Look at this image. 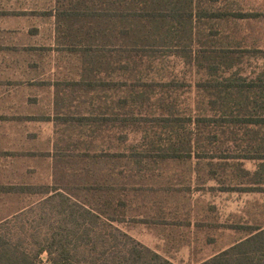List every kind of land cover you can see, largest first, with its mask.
Instances as JSON below:
<instances>
[{
    "label": "trees",
    "instance_id": "trees-1",
    "mask_svg": "<svg viewBox=\"0 0 264 264\" xmlns=\"http://www.w3.org/2000/svg\"><path fill=\"white\" fill-rule=\"evenodd\" d=\"M203 4L55 0L56 48L75 77L53 84L51 185L0 186L34 197L0 226L35 220L0 228V264H175L119 227L148 194L160 197L146 207L163 214L168 185L141 181L169 161L194 160L192 171L206 162L224 191L264 192V50L244 55L216 39L224 15ZM169 58L193 78L169 76ZM247 58L259 63L249 73ZM232 228L240 238L194 264H264V225Z\"/></svg>",
    "mask_w": 264,
    "mask_h": 264
},
{
    "label": "rangeland",
    "instance_id": "rangeland-1",
    "mask_svg": "<svg viewBox=\"0 0 264 264\" xmlns=\"http://www.w3.org/2000/svg\"><path fill=\"white\" fill-rule=\"evenodd\" d=\"M203 1L205 9L224 15L222 19L213 21L212 32L216 34V39L223 40L224 45L232 46L237 52L246 51L244 55L254 49L264 50V0ZM45 15L44 25L39 27L43 40L33 44L39 45V59L35 60L39 76L20 82L19 85L24 84V88L13 83L8 88L0 89V94L12 93L14 97L13 100L5 96L0 98V184L14 187L23 184L51 185L52 160L48 155L57 130L53 121L50 144L47 137L51 133L49 128L39 130L37 127L40 124L35 122L7 120L17 117L15 111L32 118L46 117L52 120L53 84L75 77L73 58L61 54L56 48L51 10L47 9ZM27 29L32 30V24ZM17 59L0 58V65L11 66L9 69L13 71L18 67ZM258 66L255 60L245 59L246 73ZM173 75L184 81L193 78V72L189 76L188 68H183L179 62L169 58V76ZM31 81L38 83L37 87H26ZM135 139L130 135L129 144L135 143ZM254 165L253 161L243 163L247 170H253ZM193 166L194 160L169 161L148 171L141 183L152 185L153 189H157L156 192L168 185V203L162 206L163 214H158L153 207H146L152 206V200L160 197L148 194L141 201H136L135 206L141 208L134 212V216L119 225L132 238L175 264H194L230 245L241 236L233 226L264 225V192L224 191L222 188L229 185L209 178L206 162L199 163L195 171H192ZM150 173L153 174L151 177ZM9 185L0 186L7 189ZM32 200L34 197L0 192V219L10 218L11 213ZM29 215V212L18 214L14 219L4 221L0 228L6 233L17 232L21 225L28 229L29 220L35 221Z\"/></svg>",
    "mask_w": 264,
    "mask_h": 264
},
{
    "label": "crops",
    "instance_id": "crops-1",
    "mask_svg": "<svg viewBox=\"0 0 264 264\" xmlns=\"http://www.w3.org/2000/svg\"><path fill=\"white\" fill-rule=\"evenodd\" d=\"M53 3L54 0H0V58L11 57L17 59L19 57L16 60L18 67L13 71L9 69L11 66L0 65L3 66L0 68V89L8 88V85L13 83L19 85L25 79L32 80V76H39V68L35 61L39 59V54H37L40 52L38 50L39 45L33 44L43 40V38H40L42 35L40 36L39 27L44 25L47 9L51 10L50 18L54 20ZM31 24L33 29H27ZM52 25L55 27V20ZM23 85L20 84L19 88H24L25 85ZM37 85L38 83L31 81L26 87L34 88ZM4 96L5 98H12L11 100L14 99L12 93L0 94V98H4ZM15 112L17 117L7 120L35 122L40 124L37 127L39 130L49 128L51 133L47 137L49 136L51 144L53 126L52 121L48 120L49 118H32L27 114H22L21 111Z\"/></svg>",
    "mask_w": 264,
    "mask_h": 264
}]
</instances>
